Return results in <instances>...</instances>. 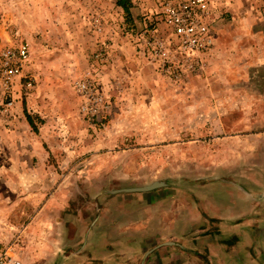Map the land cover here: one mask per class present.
Listing matches in <instances>:
<instances>
[{
	"label": "rangeland",
	"instance_id": "1",
	"mask_svg": "<svg viewBox=\"0 0 264 264\" xmlns=\"http://www.w3.org/2000/svg\"><path fill=\"white\" fill-rule=\"evenodd\" d=\"M127 1L0 0V54L29 49L12 94L0 78V245L25 264L70 255L119 208L264 191V0H209L214 41L190 57L160 0Z\"/></svg>",
	"mask_w": 264,
	"mask_h": 264
},
{
	"label": "crops",
	"instance_id": "2",
	"mask_svg": "<svg viewBox=\"0 0 264 264\" xmlns=\"http://www.w3.org/2000/svg\"><path fill=\"white\" fill-rule=\"evenodd\" d=\"M199 199L198 206L187 200L183 209L176 208L175 201L156 211L119 208L117 220L96 225L84 243L54 264H110L119 253L125 261L138 260L151 243L154 249L146 264H264V191L223 189L213 196L200 194ZM118 200L110 202L121 206L124 201ZM97 229L111 238L95 239ZM113 231L118 234L113 236ZM176 250L182 255H175Z\"/></svg>",
	"mask_w": 264,
	"mask_h": 264
},
{
	"label": "built area",
	"instance_id": "3",
	"mask_svg": "<svg viewBox=\"0 0 264 264\" xmlns=\"http://www.w3.org/2000/svg\"><path fill=\"white\" fill-rule=\"evenodd\" d=\"M160 14L164 22L173 29L179 41V47L188 56L208 51L214 41L211 25V7L209 0H160ZM29 58L27 45L18 49H4L0 54V78L2 88L12 94L15 84L21 80L24 64ZM199 62V61H198ZM169 67L164 62L163 67ZM91 84V83H90ZM32 86L28 81L26 88ZM86 86V85H85ZM86 92L87 87L81 84ZM14 99L7 107L14 105ZM16 242L0 245V264H25L17 250Z\"/></svg>",
	"mask_w": 264,
	"mask_h": 264
},
{
	"label": "water",
	"instance_id": "4",
	"mask_svg": "<svg viewBox=\"0 0 264 264\" xmlns=\"http://www.w3.org/2000/svg\"><path fill=\"white\" fill-rule=\"evenodd\" d=\"M165 184H166L165 181L156 180V181H153L152 183H150L148 185H144L141 187H127V188L116 190L115 192H121V191H124V192H133V191L146 192V191H151V190H154L156 188L162 187Z\"/></svg>",
	"mask_w": 264,
	"mask_h": 264
},
{
	"label": "trees",
	"instance_id": "5",
	"mask_svg": "<svg viewBox=\"0 0 264 264\" xmlns=\"http://www.w3.org/2000/svg\"><path fill=\"white\" fill-rule=\"evenodd\" d=\"M118 2H119V5L122 6L127 11V13H128L129 12L128 1L127 0H118Z\"/></svg>",
	"mask_w": 264,
	"mask_h": 264
}]
</instances>
